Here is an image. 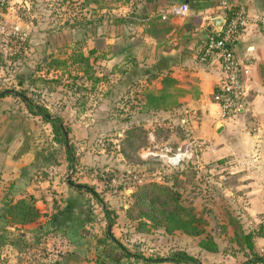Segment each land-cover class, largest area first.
<instances>
[{
    "label": "rangeland",
    "instance_id": "1",
    "mask_svg": "<svg viewBox=\"0 0 264 264\" xmlns=\"http://www.w3.org/2000/svg\"><path fill=\"white\" fill-rule=\"evenodd\" d=\"M131 2L8 0L5 20L17 24L20 31L5 42V49L0 47L3 55L17 56L5 60L6 65L0 69V91L10 88L25 92L36 103L45 105L51 117H60L63 126L69 129L68 146L72 145L75 158L71 163L65 146L54 141L50 123L36 115L39 136L35 141L39 140L42 151L39 161L43 165L37 175L41 182L46 181L42 183L43 190H54L47 194L53 198L57 212L60 200H66L67 206L77 205L73 220L79 226L72 228V236L66 238L62 233L63 223L56 232L49 230L47 224L46 230L40 233L37 227L30 232L24 231L23 226L8 227L11 232L8 238L16 240L18 233L24 237L15 246L0 245V264H54L55 261H61L60 264H174L159 258L179 250L194 255L198 264H243L248 259L245 244L232 239L233 228L229 223L230 218L240 221L236 204L231 203L233 194L239 190L235 186L238 173H232L225 163L204 160L200 152L179 163L168 161L175 153L192 146L189 140H168L167 132L159 125L151 127L155 128L157 138L150 140L145 123L127 121V109H121V117L117 114L118 107L107 91L113 80L112 52L117 47L106 40H122L124 35L131 34ZM123 45L127 42L117 44ZM80 56L89 57L90 66L94 67L92 77L85 75L82 66L85 63L73 61L74 57L80 60ZM44 58L46 63L42 62ZM52 58L65 63L49 70L47 63ZM93 77H98V81L92 87ZM102 95L105 101L100 98ZM9 98L21 102L18 108L14 107L21 115L34 116L20 99ZM176 126L173 123L169 128L172 132L178 131ZM165 143L173 147L166 154ZM47 163L62 165L57 167L62 186L65 188L66 176L73 182L69 194L57 191L60 188L52 189L54 182H49L52 175ZM146 182L173 185L184 203L193 204L196 213L203 216L205 229L214 237L218 250L209 254L201 251L198 249L200 237H182L179 231L168 234L162 228L159 215H155L153 222L138 213L167 209L161 198L151 197L145 205L129 211L133 192ZM74 184L80 187L74 188ZM84 186L93 187L103 204ZM103 207L109 212L108 218L102 216ZM88 218L95 223L89 225L85 221ZM4 221L0 219V227L5 226ZM108 224H111L109 233L113 239L107 236ZM87 248L92 249L91 256L86 253ZM127 252L135 257L126 256Z\"/></svg>",
    "mask_w": 264,
    "mask_h": 264
},
{
    "label": "crops",
    "instance_id": "2",
    "mask_svg": "<svg viewBox=\"0 0 264 264\" xmlns=\"http://www.w3.org/2000/svg\"><path fill=\"white\" fill-rule=\"evenodd\" d=\"M189 1L132 0L131 34L124 35L122 40H106L117 47L112 52L113 80L107 91L118 107V116L123 115L121 109H127V121L145 123L150 140L157 138L155 128L151 127L159 125L167 132L168 140H189V144L204 141L199 148L204 160L227 158L225 165H229L232 173H238L235 186L239 190L233 194L231 203L236 204L235 212L245 231L257 232L254 245L264 255V0H225L243 6L250 17L234 44L236 58L244 68L248 104L227 119L222 117L221 107L213 97L222 77L219 62L199 57L203 42L223 23L219 4L224 0H211L213 5L200 3V7H192ZM172 2H187L189 13L166 20L156 16ZM121 42L127 45L117 46ZM9 97L0 98V215L6 202L30 194L36 198L39 210L51 215L57 212L50 196L54 190H43L42 183L46 181L41 182L37 175V170L43 167L39 161L42 152L39 140L35 141L39 136L37 116L21 115L14 109L21 102ZM173 123L178 131L169 128ZM47 166L51 168L52 189L60 188L57 191L69 194L73 185L66 176L64 188L57 170L62 165ZM59 203L58 210L63 211L57 213L56 219L42 215L38 222L24 225V231L37 227L40 233L47 224L49 230L56 232L63 223V237H71L73 229L79 226L73 220L78 207L67 206L66 200ZM85 221L89 225L95 223L90 218ZM92 252L91 248L86 249L88 255Z\"/></svg>",
    "mask_w": 264,
    "mask_h": 264
},
{
    "label": "trees",
    "instance_id": "3",
    "mask_svg": "<svg viewBox=\"0 0 264 264\" xmlns=\"http://www.w3.org/2000/svg\"><path fill=\"white\" fill-rule=\"evenodd\" d=\"M89 1V0H88ZM96 2L97 0H90ZM121 1V0H115ZM189 1V0H188ZM192 7H200V3L203 4H215L211 0H190L189 1ZM8 5V0H6ZM175 3H184V2H172L167 6ZM184 4H187L184 3ZM165 6V7H167ZM164 7V8H165ZM162 9V8H161ZM232 10H228V13H231ZM156 16H158L156 14ZM160 18V16H158ZM161 19V18H160ZM162 20V19H161ZM166 20V19H165ZM17 56H6L0 52V69L5 66V60L8 59H16ZM46 59H42L43 63H46ZM74 62L81 61L84 65L83 71L87 77H92V72L94 67L90 66L91 63L89 62V57L80 56V60H77L76 57L73 59ZM60 63H65L64 61L59 60L58 58H52L50 62L47 63L48 68L51 69L52 66L55 68L60 65ZM41 69V68H38ZM83 73V72H82ZM22 81V79L20 80ZM98 81V77L92 78V87ZM3 89L0 91V98L4 96H12L15 98L20 99L25 107L27 108L28 112L32 115H39L42 116L48 123H50L51 128L54 132V141L61 143L65 146V151L67 153V159L71 162L75 160L73 155L72 145L68 146V136L67 132L69 129L66 126H63L62 119L60 117H51L47 108L43 104L36 103L32 98L26 95L23 91H18L15 89V93H4L5 90ZM229 159V158H228ZM227 158H221L215 161L216 164H223ZM70 167H72L70 165ZM72 182V180H70ZM73 183V182H72ZM75 187L79 188L80 186ZM88 190V192L92 193L95 198L102 203V199L98 198L97 192L91 186H84ZM133 196V203L129 211H132L134 208L141 207L145 205L148 200L152 198H161L162 205L166 206L167 209H159L155 208L151 213L145 212L143 210H139L138 213L142 216H147L149 220L155 222V215H159L160 219L162 220V228L164 232L171 234L175 231H179L181 234L192 236V237H200L198 246L201 251L206 252H216L218 250L217 243L214 237L205 229L206 221L204 220L203 216L198 215L195 211L193 204H185L184 199L182 198L180 192L175 189L173 185L161 184L157 182H146L137 186L136 190L132 194ZM103 204V203H102ZM104 208V207H103ZM63 210H59L61 212ZM105 215L108 218L109 212L105 210ZM57 213L48 215L43 214L39 208L36 206V198L33 195H28L23 198H19L16 201L9 200L5 204L4 213L0 215V219H5L4 227H0V245L2 244H11L16 245L19 241L21 242L23 239V235L18 233L17 239L12 240L8 238L11 232L8 227H15V226H24L30 223H35L39 220L42 215H46L51 219L57 218ZM145 222H141L144 224ZM229 223L231 224L232 230V239L238 243H244L245 249L248 253V259L243 262V264H251V263H264V255L260 254L254 245V238L257 236V232L255 231H248L246 232L245 229L242 227V224L239 220L230 218ZM160 224V223H159ZM145 225V224H144ZM157 223L154 224L156 226ZM7 227V228H6ZM107 236L111 239L112 235L107 232ZM121 248V246H119ZM126 256L135 257L134 254L125 253ZM141 259H145L143 256H140ZM163 261H169L174 264L180 263H193L198 264L197 258L185 252L183 250L176 251L171 255L165 258H159Z\"/></svg>",
    "mask_w": 264,
    "mask_h": 264
},
{
    "label": "built area",
    "instance_id": "4",
    "mask_svg": "<svg viewBox=\"0 0 264 264\" xmlns=\"http://www.w3.org/2000/svg\"><path fill=\"white\" fill-rule=\"evenodd\" d=\"M219 8L222 12L223 23L215 33L210 34L203 42L199 57L201 60L215 59L219 62L222 77L213 97L221 107L222 117L227 119L238 114L241 109L244 110L248 104L243 82L244 68L236 58L234 44L250 22V17L243 6L234 5L225 0L219 4ZM232 9L233 11L228 13V10ZM6 10V0H0V47L3 49L6 47L5 42H8L12 35H16L20 31L17 24H11L5 20ZM188 13L187 4L175 3L160 10L157 15L165 20L171 17L186 16ZM204 144V141L191 142L190 145L192 146L175 153L168 158V161L179 163L185 157L196 155L199 148ZM164 151L166 154L171 152L172 148L166 146Z\"/></svg>",
    "mask_w": 264,
    "mask_h": 264
},
{
    "label": "water",
    "instance_id": "5",
    "mask_svg": "<svg viewBox=\"0 0 264 264\" xmlns=\"http://www.w3.org/2000/svg\"><path fill=\"white\" fill-rule=\"evenodd\" d=\"M220 21H222V20H220ZM4 93H15V91H14V90H11V89H8V90H5ZM241 111H242V109H241ZM219 128L222 129V126H219ZM68 182H69L70 184H73V183L70 181V177H68ZM74 185H76V186H80L79 184H74ZM60 219H62V218H60ZM54 225H55V224L52 223V226H54ZM110 226H111V224H108V230H107L108 233L110 232V230H109V229H110ZM54 264H59V262H58V261H55Z\"/></svg>",
    "mask_w": 264,
    "mask_h": 264
}]
</instances>
